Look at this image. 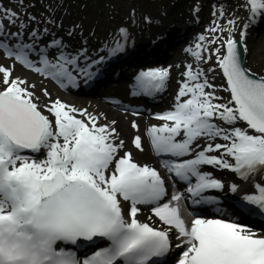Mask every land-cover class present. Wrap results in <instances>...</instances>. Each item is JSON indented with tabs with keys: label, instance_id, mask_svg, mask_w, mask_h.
<instances>
[{
	"label": "snow or ice",
	"instance_id": "6c2138e0",
	"mask_svg": "<svg viewBox=\"0 0 264 264\" xmlns=\"http://www.w3.org/2000/svg\"><path fill=\"white\" fill-rule=\"evenodd\" d=\"M16 3L0 0V60L10 61L0 62V264H167L176 250L174 264H264V234L239 219L264 216V75L240 48L264 20V0H243V23L214 6L207 34L184 49L195 67L175 65L183 71L172 103L143 129L132 119L127 141L116 118L53 99L46 87L37 95L36 82L16 71L65 89L89 86L134 51L129 28L92 53L87 41L70 47L40 28L24 0ZM172 70L140 69L130 95L165 92ZM224 171L231 183L217 175ZM226 188L244 194L224 216L215 206Z\"/></svg>",
	"mask_w": 264,
	"mask_h": 264
},
{
	"label": "rangeland",
	"instance_id": "374dc122",
	"mask_svg": "<svg viewBox=\"0 0 264 264\" xmlns=\"http://www.w3.org/2000/svg\"><path fill=\"white\" fill-rule=\"evenodd\" d=\"M166 0H90L89 5L83 7V12L87 10L85 13H77L79 11L80 5L78 3H73L68 0H24L25 5L27 6V12L36 15L37 21H39L40 28H49L50 32H54V35H58V38H62L66 44L69 46H79L84 41H91L90 47L96 50L98 49V45L93 43V36H97L98 34L102 36L104 41L108 44L112 39H117L119 37L118 28L115 29L116 23H122V26H127L130 32V43L141 47L139 42L144 41V37L137 32L138 20L136 17V11L141 13L143 16L150 17V21L143 22L142 25L146 28V37L149 40L156 41L152 46L155 48L156 52L153 54L161 55L162 53L166 54L169 51V47L171 45H176L181 39L183 42L179 45V56L178 58H183L188 62L191 61L192 57L189 53H186L184 49L189 46H193V42H195L196 37L199 34H206L205 29L208 25L212 15L213 10L211 3L209 1L213 0H171L170 3H165ZM5 7L17 8L18 4L16 0H2ZM243 2V0H214V4L217 7L223 6L226 4H230L232 9L240 10L239 5ZM34 5V7L32 6ZM120 9V12L123 14V20L117 21V18L112 19V24L106 26H112V32H102L100 29L91 30L90 21L95 17L94 15L88 18V15L96 11L102 20L103 18H111L114 15V10ZM132 9H135V13L130 14L127 12H131ZM198 9V11H195ZM25 9H21L23 12ZM80 12V11H79ZM198 12V17H200L201 22L198 26L195 27H187L186 29L181 30V37H176L178 40H172V37L165 34L167 27H179L187 24V20L189 17H193V14ZM110 13V14H109ZM248 16V12L245 11L244 17ZM157 17V18H156ZM46 20H53V24L44 23ZM190 20V19H189ZM130 22V25L128 23ZM245 22V21H244ZM104 24L103 22H101ZM96 24V23H95ZM75 29V30H72ZM62 30L65 32L64 34H59L58 31ZM69 30L76 31L78 34H73L70 38L67 36ZM85 31L86 35H82L80 31ZM12 31H15L12 29ZM81 31V32H82ZM91 31V33H89ZM107 31V30H106ZM93 33V35H92ZM144 33V32H143ZM247 37L245 39L247 45V56H248V67L254 72L264 75V26L257 28V26H250L247 30ZM53 34V33H52ZM89 34V35H88ZM166 35V36H165ZM90 38H89V37ZM82 37V38H80ZM185 37V38H184ZM239 37V30L236 32V38ZM75 38V40H73ZM165 38V40H160ZM78 39V41H76ZM189 39L188 42H185ZM168 41L170 43L168 44ZM164 42L165 48H162L160 44ZM160 45V46H159ZM173 60V59H169ZM3 63H10L7 60H0ZM183 65V64H181ZM139 66H134V69L140 68ZM180 71H183V67L179 68ZM25 71V70H24ZM179 77H174V84L176 87L177 80ZM217 85L223 83L222 75H217L215 80ZM219 95L224 96L226 99L228 98V93L220 92ZM92 99H86L84 101H78L79 103L76 105L78 108H89L85 106V102H91ZM71 104V103H69ZM73 104V103H72ZM106 104V103H105ZM109 104V103H107ZM106 104V105H107ZM74 105V104H73ZM108 107L116 109L121 112L117 107H112L108 105Z\"/></svg>",
	"mask_w": 264,
	"mask_h": 264
},
{
	"label": "bare ground",
	"instance_id": "6f19581e",
	"mask_svg": "<svg viewBox=\"0 0 264 264\" xmlns=\"http://www.w3.org/2000/svg\"><path fill=\"white\" fill-rule=\"evenodd\" d=\"M76 2L79 5H81L80 1H76ZM210 3H211V5H213L212 10H214V6L217 7V5L214 4V0H213V3H212V1ZM78 8L80 11L81 6ZM224 8L226 9V11L228 13H232L235 16L240 17L241 23L244 22L243 18H245L244 17L245 11L242 8L238 11L236 9H232V6L230 4H226ZM79 11L77 13H79ZM127 12L131 14V12H129L128 10H127ZM97 14L98 13L96 11H94L93 13L88 15V18L91 15L95 16L93 18V20L90 21L91 30L100 29L102 32H106V33L110 32L111 33L112 32L111 28L113 25L109 26V27L106 25H108V23L112 24V19L115 21L114 18H117V17L121 21L123 20L122 19L123 14L120 12V9H116V8L114 10V15L111 18L107 17L105 19L103 18V20H102L99 16H97ZM136 14H137L136 17H137L138 23H140V24H138L137 32H138V34L141 35V37L142 36L144 37L146 35V32H145L146 28L144 25H142V23L146 22L144 19L145 16L141 15V13H139L138 11H136ZM227 18H229V17L226 16L224 19H227ZM213 20H214V17L212 15V17H211L208 25L206 26V28H208L212 25ZM101 22H103L104 24H102ZM5 23H7V22H5ZM197 23H198V12L193 14V17L188 18L187 24L184 25V29H186L187 27H189L191 25H196ZM221 23H223V20L221 21ZM263 24H264V20L260 21L258 26L260 27ZM114 25H115V29H117L118 27L122 26V23H116ZM128 25H130V22L128 23ZM89 33H91V31ZM112 33H114V30ZM98 37H101V35H98ZM145 38H146V36H145ZM114 40L115 39H112L108 43V45H112L114 43ZM195 42H196V40H195ZM195 42H193V45L195 44ZM244 42H245V40H244ZM148 56H150V52L144 51L143 49L138 48L137 46L134 45V51L130 52V54H128L126 56H120L118 59L113 60L108 65L107 70L105 71L104 75L98 81L93 83L95 91L98 94L103 95V96L117 97L119 99L120 103H123L124 105H127V106H131L133 108H138L140 110H145V109L149 108L150 104L146 102L147 100H141L139 97L131 96L130 95V89H129V85L131 84L133 77L135 75L134 66H139V65L143 64L145 57H148ZM157 60H158L157 57H152V56L149 57V63H151V64L156 63ZM178 63H183V62L181 60H177L176 65H178ZM193 64L195 67L194 61H193ZM176 72L181 73L182 71H180V69L175 68V65H174L171 75H175ZM16 74L17 75H28L32 82H36L37 95H41V89L46 87L49 90V92L52 94L53 99H55L56 97H59L67 103H73L74 105H77L79 103L78 100H76V99L74 100V99H72V97L67 96L66 92L61 91L58 88L57 89L54 88V84L51 83L49 80H44L43 78H41L38 75H34L30 72L24 71L23 69H21L19 67V65L17 66ZM116 75H119V77H117ZM82 87H83V85L80 88H82ZM169 89H170L171 95L168 94V97L172 99V95L176 91V86L172 80L169 84ZM168 93H169V91H168ZM159 98H160V96H156L153 99L158 100ZM158 102H156V103H158ZM156 103H152V104H156ZM85 106H87L89 108L90 112H93V113L105 112V113H107V115L110 119L116 118L120 122L119 127L123 130L124 138L126 139V141L130 140L132 132H133V130L130 129V127H129V122L132 119H137L138 123L141 124L142 129H143L145 124L155 122L154 120L151 119L150 115H145V114L143 115L142 114L139 118H137V117L131 116L130 114H126L125 111H123V112L114 111L112 108L108 107V105H106L99 98H94L91 100V102H85ZM134 155H136L138 160H143L144 162H150L151 157H148L147 155L141 156V154H138V153H134ZM219 174L226 181L232 180V175L227 171L221 172ZM244 191H251V187L246 186ZM242 194H244V192H241L238 195H242ZM146 216L147 215L144 213V216H141L140 218L145 219Z\"/></svg>",
	"mask_w": 264,
	"mask_h": 264
},
{
	"label": "water",
	"instance_id": "95a60500",
	"mask_svg": "<svg viewBox=\"0 0 264 264\" xmlns=\"http://www.w3.org/2000/svg\"><path fill=\"white\" fill-rule=\"evenodd\" d=\"M239 39V37L237 38ZM244 42L241 44L240 48H241V53H242V57L244 58V60L246 61V66L248 67V58H247V52L243 51L244 49ZM249 68V67H248ZM254 72V71H253ZM256 73V72H254ZM258 74V73H257Z\"/></svg>",
	"mask_w": 264,
	"mask_h": 264
},
{
	"label": "trees",
	"instance_id": "16d2710c",
	"mask_svg": "<svg viewBox=\"0 0 264 264\" xmlns=\"http://www.w3.org/2000/svg\"><path fill=\"white\" fill-rule=\"evenodd\" d=\"M71 1H74V2H76V1H80L81 2V6L82 5H84V7H86V6H88V1H90V0H70V2ZM171 2V0H166L165 1V3H170ZM81 10H83V7H82V9Z\"/></svg>",
	"mask_w": 264,
	"mask_h": 264
}]
</instances>
